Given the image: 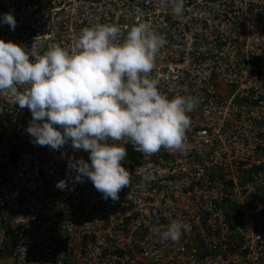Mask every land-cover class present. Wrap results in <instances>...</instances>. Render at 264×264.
I'll use <instances>...</instances> for the list:
<instances>
[{
	"label": "built area",
	"instance_id": "obj_1",
	"mask_svg": "<svg viewBox=\"0 0 264 264\" xmlns=\"http://www.w3.org/2000/svg\"><path fill=\"white\" fill-rule=\"evenodd\" d=\"M6 13L17 23L0 39L41 54L95 25L123 39L148 23L166 39L149 78L198 103L183 151L125 143L131 183L113 201L74 183L68 162L88 152L33 143L31 111L0 92V264H264V0H185L181 16L170 0H0ZM174 219L191 229L163 241Z\"/></svg>",
	"mask_w": 264,
	"mask_h": 264
},
{
	"label": "clouds",
	"instance_id": "obj_2",
	"mask_svg": "<svg viewBox=\"0 0 264 264\" xmlns=\"http://www.w3.org/2000/svg\"><path fill=\"white\" fill-rule=\"evenodd\" d=\"M173 16H181L185 0H170ZM0 23L14 30L16 18L6 13ZM116 25H95L82 30L74 48L51 46L42 54L33 44L0 39V92L8 90L32 119L26 132L33 143L60 150L71 141L89 159L72 158L68 168L76 184L90 180L104 199L119 200L131 183L123 165L126 142L146 157L159 152L183 151L189 113L198 103L191 96L169 97L149 74L157 54L166 44L148 23L130 28L120 39ZM17 86H27L19 92ZM146 180L151 178L148 174ZM57 188L68 187L67 180ZM191 225L172 220L159 235L178 242Z\"/></svg>",
	"mask_w": 264,
	"mask_h": 264
}]
</instances>
